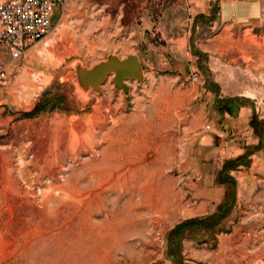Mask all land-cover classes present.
Masks as SVG:
<instances>
[{
    "label": "rangeland",
    "instance_id": "374dc122",
    "mask_svg": "<svg viewBox=\"0 0 264 264\" xmlns=\"http://www.w3.org/2000/svg\"><path fill=\"white\" fill-rule=\"evenodd\" d=\"M108 53H135L142 78L124 91L108 74L82 101L74 64ZM89 113L94 157L66 148ZM55 125L54 175L34 163ZM117 140L132 167L98 189ZM12 170L56 210L33 219L55 226L54 264H264V0H56L46 34L0 50V179ZM25 251L0 247V264H46Z\"/></svg>",
    "mask_w": 264,
    "mask_h": 264
},
{
    "label": "bare ground",
    "instance_id": "6f19581e",
    "mask_svg": "<svg viewBox=\"0 0 264 264\" xmlns=\"http://www.w3.org/2000/svg\"><path fill=\"white\" fill-rule=\"evenodd\" d=\"M75 67L77 69L79 68L77 64H75ZM126 79L131 78H125L124 82ZM76 89L82 101L85 100L87 91L89 89L92 90L90 86L87 88V85L79 84L78 82H76ZM94 115V113L83 114L81 116V123L83 125H74L72 123L69 124L67 129L68 136L66 148L69 149L71 153H73L74 150H82L85 148L91 150L92 157L95 156V151L92 150V146L94 144L92 137L95 136V128L91 125ZM72 119L73 118L70 119V122ZM39 130H41L40 127L34 126V128L32 127V129L28 132V135H26L30 139V145L28 148L32 150L34 158L36 155H39L41 150H43L36 146L34 142V139L37 136L36 133L39 132ZM59 134V127L56 125L51 130H49V134L47 136L48 145L44 150L47 151L46 154L44 153L46 157L39 161V163H34L38 171H40L43 166L50 167V170H53L54 175L60 170V164L56 163V140H58L57 138ZM131 142V140L129 143L126 142V145L120 148L119 142L117 140L113 144V146L116 148L115 151H111L107 156H102L96 164L94 162V167L102 166L105 168L108 166L110 168L106 177H100L98 181V189L105 190L107 186L116 184L119 182L121 171H127L132 167L129 162L130 160L128 155L133 149L134 143ZM121 153L128 157L123 160ZM88 163L91 164V161H88ZM85 164L86 163H84V165ZM92 175L95 174L93 173ZM20 177L18 176L17 172L12 170L11 177L4 173L3 177L0 179V247L6 248L8 254L11 255L10 257H14V261L23 258V255L26 254L25 250L29 249L30 247H32L33 250L38 249V251L44 248L46 253V264H54L55 255L53 243L56 234L55 226L53 223H50L45 227H40L36 222H33V219L39 216L42 208H45L50 214H54L56 210L53 209L54 207H52L50 203L48 204L47 200L42 202L39 201L36 196H28L27 192H31L32 195L34 192L26 190L24 186L25 184L20 181ZM28 185H30V183H28ZM19 189L25 194L20 195L18 192ZM89 193L90 192L86 193L85 197H81L79 194L72 193L71 201L78 204L82 203L83 200L85 202V199L89 198ZM24 196H28L30 199L29 203L26 201V199L24 201Z\"/></svg>",
    "mask_w": 264,
    "mask_h": 264
},
{
    "label": "built area",
    "instance_id": "2783aa9c",
    "mask_svg": "<svg viewBox=\"0 0 264 264\" xmlns=\"http://www.w3.org/2000/svg\"><path fill=\"white\" fill-rule=\"evenodd\" d=\"M56 0H0V50L20 57L51 25Z\"/></svg>",
    "mask_w": 264,
    "mask_h": 264
},
{
    "label": "water",
    "instance_id": "95a60500",
    "mask_svg": "<svg viewBox=\"0 0 264 264\" xmlns=\"http://www.w3.org/2000/svg\"><path fill=\"white\" fill-rule=\"evenodd\" d=\"M75 64L79 66L78 69ZM75 64V86L78 82L87 85V88L90 86L95 91L98 90L99 84L108 74H110L113 84L122 87L124 91L127 90V84L124 82L125 78H134L136 81H140L142 78L141 67L135 53H127L122 57L108 53L104 59L89 67Z\"/></svg>",
    "mask_w": 264,
    "mask_h": 264
}]
</instances>
